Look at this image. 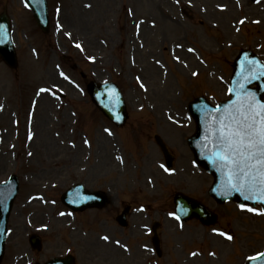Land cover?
<instances>
[{
  "label": "rangeland",
  "instance_id": "374dc122",
  "mask_svg": "<svg viewBox=\"0 0 264 264\" xmlns=\"http://www.w3.org/2000/svg\"><path fill=\"white\" fill-rule=\"evenodd\" d=\"M22 4L0 0V14L6 8L13 21L19 59L15 71L0 61V182L17 175L22 187L12 209V234L2 264L44 263L68 252L79 264H155V257L144 250L147 239L138 238L140 226L148 225L150 217L159 219L154 210L146 215L133 210L128 229H122L114 220V209L135 198L162 203L176 193L174 179L159 167L164 159L153 136L160 133L175 141L189 137L192 125L184 126L189 103L199 95L208 99L205 94L226 100L233 62L243 49L264 60V2L254 6L249 0H49L48 34L39 30ZM185 10L192 20L181 12ZM204 24L214 25L213 36H202ZM91 80H112L125 88L130 121L124 130L102 121L82 94ZM62 89L67 97L60 104L47 93ZM170 119L183 125L177 126L178 132ZM139 134L150 136L143 146V137H134ZM171 145L178 147L174 141ZM174 153L177 162L170 176L182 181L193 171L191 156L186 146ZM76 184L102 188L119 198L106 212L88 210L61 218L66 208L60 197ZM35 193L46 194L45 201L29 203ZM161 216L168 226L163 229L166 244L173 245L171 240H179L180 232ZM238 223L239 235L232 232L253 246L245 249V256L264 249V219L250 216ZM33 233L44 240L41 253H33L28 244ZM214 239L213 250L230 247ZM237 261L231 257L228 264ZM162 264L171 260L165 258Z\"/></svg>",
  "mask_w": 264,
  "mask_h": 264
},
{
  "label": "water",
  "instance_id": "95a60500",
  "mask_svg": "<svg viewBox=\"0 0 264 264\" xmlns=\"http://www.w3.org/2000/svg\"><path fill=\"white\" fill-rule=\"evenodd\" d=\"M28 4L33 9L35 19L38 22V25L40 26V28L44 30L45 32H47L49 28L47 1L46 0H28ZM0 54L5 58V60L9 63V65L15 66L16 57H15L14 47L10 39L8 22L5 18L0 19ZM262 72H264V69L259 63L258 59L250 53H243L240 56V58L237 60L236 65H235V73H257L258 76H260ZM260 77L262 78V76ZM247 87L245 88L247 89ZM88 89H89V92L92 98L95 99L97 97V93L99 92L98 87L92 84L89 86ZM246 89L244 90V93L249 92ZM257 95L259 98L260 92H257ZM112 96L113 95L111 94V92L107 90L104 91L103 97L100 96V100L102 99L99 105L100 108L103 110V112L107 116L111 118L114 115L112 114L113 111L121 110V113L124 117V119L123 118L122 119L125 120L127 116H126V113L124 112L125 108H124L122 101L120 103L117 98H114ZM233 104L234 102H231V103H228L227 105L220 106L219 108H211L203 103H200L197 106H195L201 109L199 111L201 112L202 116L201 115L197 116L198 115L197 112L194 113V116L196 117V121L198 124V132L194 140L195 141L200 140V137L202 138L204 136L208 141H211L212 139L211 133L216 132L217 117L221 116L226 111L230 110ZM122 119H120L119 121H121ZM213 136L215 137V134ZM215 144H216V141H215ZM200 145H201V142H200ZM191 146L196 156L201 160L202 164H204L205 166H206L205 163H208V165H211V167L206 166L207 169L211 171L212 173H214L218 178L217 187H215V189L212 191V194L221 202H224V199L233 198L234 200L245 203L246 201L241 199L243 198V196H241L240 198L239 192L235 190H230L229 175H226V173L222 174V170L224 168L221 167L219 162L215 161L213 154H211L210 157H207L204 151H202L201 149L199 150L200 148L199 146L195 145L193 142ZM202 156H205V157H202ZM222 185H223V188H222ZM221 188L223 189L222 192H224V189L226 190L225 192L229 190L231 195H228V196L222 195L220 192V190H222ZM6 190L9 193H13V194L12 196L9 197L8 203L6 204V206H4L5 204L4 202L1 203V206H2V216H1L2 228L1 229H6L5 226L8 221L11 206H12V203L18 191V183L15 177L12 178V180L8 184L4 186H0L1 192H4ZM247 194H251V193H247ZM254 195L258 197L260 193L257 192ZM78 198L80 199V201L77 202L78 204L77 208H79L80 210L85 209L87 207H92L96 204H99V201L101 200L102 202L103 200L102 197L100 198V200L95 197H88L87 200H85L84 197H78ZM248 200H249L247 201L248 203L253 202L252 204L261 203L264 205V200H261L258 198L248 199ZM64 201L67 202V197H64ZM101 204L98 206H101ZM3 242H4V232L1 231L0 246H2ZM0 260H1V257H0ZM71 260H72L71 258H67L63 260H56V261L50 262L49 264H73Z\"/></svg>",
  "mask_w": 264,
  "mask_h": 264
},
{
  "label": "snow or ice",
  "instance_id": "6c2138e0",
  "mask_svg": "<svg viewBox=\"0 0 264 264\" xmlns=\"http://www.w3.org/2000/svg\"><path fill=\"white\" fill-rule=\"evenodd\" d=\"M76 47L81 46L77 44ZM230 91L239 93L243 91V85ZM214 139L216 151L213 157L221 167L228 170L230 190L240 192L245 199L264 200V103L257 101L255 97L249 98L245 93L244 98L239 103H234L230 111L217 117ZM257 192L260 193L258 197L254 195ZM248 211L256 210L249 208ZM220 235L232 239L225 233ZM103 239L108 240V237ZM249 259H264V253Z\"/></svg>",
  "mask_w": 264,
  "mask_h": 264
}]
</instances>
